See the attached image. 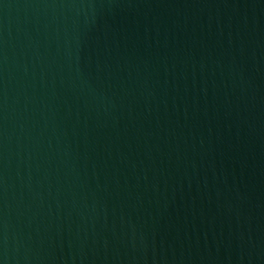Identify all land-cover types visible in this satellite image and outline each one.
<instances>
[{"label": "water", "instance_id": "95a60500", "mask_svg": "<svg viewBox=\"0 0 264 264\" xmlns=\"http://www.w3.org/2000/svg\"><path fill=\"white\" fill-rule=\"evenodd\" d=\"M0 264H264V0H0Z\"/></svg>", "mask_w": 264, "mask_h": 264}]
</instances>
